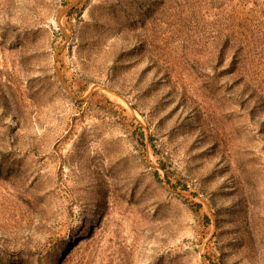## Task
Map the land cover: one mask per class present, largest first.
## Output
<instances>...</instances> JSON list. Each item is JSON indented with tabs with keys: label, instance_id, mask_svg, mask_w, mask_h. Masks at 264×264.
Returning <instances> with one entry per match:
<instances>
[{
	"label": "rangeland",
	"instance_id": "374dc122",
	"mask_svg": "<svg viewBox=\"0 0 264 264\" xmlns=\"http://www.w3.org/2000/svg\"><path fill=\"white\" fill-rule=\"evenodd\" d=\"M0 264H264V0H0Z\"/></svg>",
	"mask_w": 264,
	"mask_h": 264
},
{
	"label": "water",
	"instance_id": "95a60500",
	"mask_svg": "<svg viewBox=\"0 0 264 264\" xmlns=\"http://www.w3.org/2000/svg\"><path fill=\"white\" fill-rule=\"evenodd\" d=\"M77 3V2H76ZM74 3V5L76 4ZM74 5H71L70 7H68L62 14L66 13L67 11H69ZM61 82V81H60Z\"/></svg>",
	"mask_w": 264,
	"mask_h": 264
}]
</instances>
